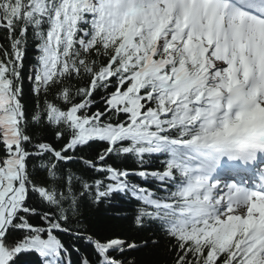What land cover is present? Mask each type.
<instances>
[{"label": "snow or ice", "instance_id": "obj_1", "mask_svg": "<svg viewBox=\"0 0 264 264\" xmlns=\"http://www.w3.org/2000/svg\"><path fill=\"white\" fill-rule=\"evenodd\" d=\"M117 199L146 237L90 230ZM162 242L264 264V0H0V264Z\"/></svg>", "mask_w": 264, "mask_h": 264}, {"label": "trees", "instance_id": "obj_2", "mask_svg": "<svg viewBox=\"0 0 264 264\" xmlns=\"http://www.w3.org/2000/svg\"><path fill=\"white\" fill-rule=\"evenodd\" d=\"M32 55V51L29 50L28 59L25 61L26 69L31 64ZM25 91H27V85ZM27 102L31 107V100L28 99ZM34 131L39 132L41 130L34 129ZM87 216L90 230L101 239L113 234L133 235L135 233V238L139 240L148 235L147 232H135L131 222V205L120 199L114 200L112 207L101 205L99 209H88ZM125 216L127 218H123ZM65 240L69 242L70 238L65 237ZM130 255L136 258L138 264H154V262L165 258L163 254V242L159 248L143 249L139 252L130 253ZM73 259H75V256Z\"/></svg>", "mask_w": 264, "mask_h": 264}]
</instances>
